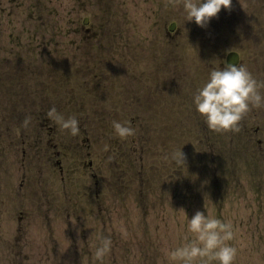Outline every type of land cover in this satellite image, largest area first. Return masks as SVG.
<instances>
[{
	"label": "rangeland",
	"instance_id": "obj_1",
	"mask_svg": "<svg viewBox=\"0 0 264 264\" xmlns=\"http://www.w3.org/2000/svg\"><path fill=\"white\" fill-rule=\"evenodd\" d=\"M26 2L27 11L15 6L13 26L27 25V69H0L10 82L0 83V132L63 135V173L42 168L50 156H2L5 256L23 264H180L169 251L193 237L187 215L200 209L232 224L233 264H264V135H247L246 122L264 128V106L251 107L238 130L217 131L193 102L232 50L264 81V0H231L203 27L185 19L183 0ZM42 89L54 101L37 97L26 109ZM46 103L76 115L80 132L48 113L47 123L36 120ZM113 120L129 121L135 134L120 138ZM181 147L182 166L166 158ZM103 235L111 249L98 258Z\"/></svg>",
	"mask_w": 264,
	"mask_h": 264
},
{
	"label": "clouds",
	"instance_id": "obj_2",
	"mask_svg": "<svg viewBox=\"0 0 264 264\" xmlns=\"http://www.w3.org/2000/svg\"><path fill=\"white\" fill-rule=\"evenodd\" d=\"M231 0H183V14L186 20H195L200 26H206L213 17H217L222 7L229 8ZM264 81H259L246 64L227 62L223 67H212L208 78L193 93L196 110L205 118L207 126L217 131L238 130L240 121L253 106H264ZM50 118L59 126L75 135L80 132L76 115L65 116L55 106L48 110ZM26 117L24 124L27 125ZM114 133L120 138L135 134L129 121L113 120ZM177 165H185V153L182 147L174 149L169 157ZM187 229L193 234L170 249L171 259L180 264H233L237 249L228 243L234 236L231 223L212 215L207 210L197 209L189 218ZM110 235L100 237L95 256L102 258L111 249Z\"/></svg>",
	"mask_w": 264,
	"mask_h": 264
},
{
	"label": "flooded vegetation",
	"instance_id": "obj_3",
	"mask_svg": "<svg viewBox=\"0 0 264 264\" xmlns=\"http://www.w3.org/2000/svg\"><path fill=\"white\" fill-rule=\"evenodd\" d=\"M0 0V69L5 71L6 69L10 67H16V69L20 70H26L27 69V54L21 53V50L27 49V25L20 28L19 30L14 29V8L16 5H19L23 7L25 11H27V2L26 0H3L8 1L10 3H13L11 5H2ZM6 16L4 20L1 19L2 17ZM27 21V17L24 22ZM10 28L7 32V34L1 35L2 28L3 27ZM86 32H89V28L86 29ZM15 44H17V51H15ZM2 51V53H1ZM16 53V54H15ZM13 62V64L11 63ZM34 66V65H33ZM36 68V66H34ZM2 71V72H4ZM20 72V71H19ZM2 75V73H0ZM4 80V81H3ZM15 80V79H14ZM4 82V85L7 87L9 86V81L0 76V83ZM10 81H12L10 79ZM1 86V85H0ZM43 90L39 91L37 94H35V97L32 98H25V105L26 109L27 105H31L32 100L39 97L40 100H43L45 102H48V96L43 95ZM54 100L49 98V102H53ZM56 104H58V101H55ZM1 106V105H0ZM46 112L41 113L38 118L41 120V123L45 124L47 122L46 114L48 113V103H46ZM1 108V107H0ZM23 107L20 109L22 110ZM27 115L29 113L27 112ZM6 119V117H4ZM4 118H1L0 115V128H1V122L4 120ZM248 125L247 135H264V128L258 124L255 127L252 125L251 122L246 121ZM64 148V141H63V135H52V132L45 135H2L0 132V171L3 169L4 161L2 156L8 155L14 152H18L23 157H26L28 155H45L47 157H52L50 164L48 167H53L54 169L58 168L60 171V174L63 173V166L61 164V161L59 159V156L62 155ZM70 149H72L70 147ZM54 158V161H53ZM4 171V170H3ZM26 182V179L23 177L19 185L21 187L24 186ZM20 190V189H19ZM21 192V196H22ZM14 242V238L12 239ZM4 246V243L0 244V249ZM30 249V246L27 247V250ZM15 257V253H13ZM0 262L2 264H15L16 261L12 260L10 261L8 257L6 256H0ZM28 263V260H27Z\"/></svg>",
	"mask_w": 264,
	"mask_h": 264
},
{
	"label": "water",
	"instance_id": "obj_4",
	"mask_svg": "<svg viewBox=\"0 0 264 264\" xmlns=\"http://www.w3.org/2000/svg\"><path fill=\"white\" fill-rule=\"evenodd\" d=\"M228 62L237 63L238 62V55L236 53H231L229 55Z\"/></svg>",
	"mask_w": 264,
	"mask_h": 264
}]
</instances>
